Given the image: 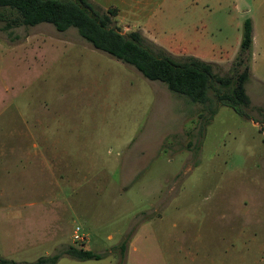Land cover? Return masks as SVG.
<instances>
[{"label":"rangeland","instance_id":"rangeland-1","mask_svg":"<svg viewBox=\"0 0 264 264\" xmlns=\"http://www.w3.org/2000/svg\"><path fill=\"white\" fill-rule=\"evenodd\" d=\"M123 8L113 22L120 32L136 29L175 57L214 53L204 60L220 75L234 72L248 17L246 111L259 118L264 0ZM3 23L0 203L35 206L20 222H0V255L27 264L72 244L101 256L62 252L54 264H264L258 121L216 101L212 88L209 115L208 105L92 47L73 26Z\"/></svg>","mask_w":264,"mask_h":264},{"label":"trees","instance_id":"trees-1","mask_svg":"<svg viewBox=\"0 0 264 264\" xmlns=\"http://www.w3.org/2000/svg\"><path fill=\"white\" fill-rule=\"evenodd\" d=\"M0 8L8 12L7 15H0L4 28L39 22H48L60 31L73 26L92 47L133 66L145 78L163 82L168 90L187 97L192 103H200L202 108L208 105L209 115L215 109L207 93L208 88H212L216 101L245 118L258 121V128L264 133V107L260 109L258 119L246 111L249 97L244 82L249 77L247 61L252 43L248 17L242 21L234 72L220 75L213 71L212 62L193 55L175 57L161 46L152 44L136 29L120 32V27L113 24L117 8L112 5L102 7L91 0H0ZM62 252L77 259L101 256L92 249L72 244H68ZM62 252L37 256L27 264H54ZM0 264L17 262L0 255Z\"/></svg>","mask_w":264,"mask_h":264},{"label":"crops","instance_id":"crops-1","mask_svg":"<svg viewBox=\"0 0 264 264\" xmlns=\"http://www.w3.org/2000/svg\"><path fill=\"white\" fill-rule=\"evenodd\" d=\"M99 5H101L102 7H107L109 5L115 6L117 8V11H122L123 8V4H138V3H147L149 0H91ZM103 4H106V6H103ZM131 8V7H130ZM128 11H131L134 13V11L131 9H129ZM135 14L131 15V17H135ZM252 30V29H251ZM240 40V39H239ZM179 43V42H178ZM239 44V43H238ZM181 47L184 46L183 44L180 45ZM252 46V43H251ZM186 48V47H184ZM187 49V48H186ZM189 51H191V49H187ZM191 55L196 56L200 59H210L212 55H207L204 53H195L191 51ZM31 206H35L32 203H22V204H17V203H7V204H3L0 203V222L3 223H10L13 219H16L17 222H20V220L22 218H24L25 214L30 213L29 210H26V207H31Z\"/></svg>","mask_w":264,"mask_h":264},{"label":"built area","instance_id":"built-area-1","mask_svg":"<svg viewBox=\"0 0 264 264\" xmlns=\"http://www.w3.org/2000/svg\"><path fill=\"white\" fill-rule=\"evenodd\" d=\"M74 237H76V238L78 237V234H77L76 232H75V234H74Z\"/></svg>","mask_w":264,"mask_h":264}]
</instances>
